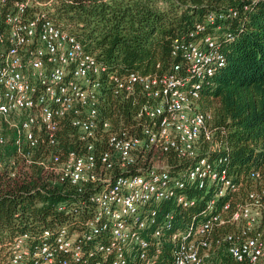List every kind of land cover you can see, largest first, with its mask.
<instances>
[{
	"label": "built area",
	"instance_id": "1",
	"mask_svg": "<svg viewBox=\"0 0 264 264\" xmlns=\"http://www.w3.org/2000/svg\"><path fill=\"white\" fill-rule=\"evenodd\" d=\"M224 1L246 11L254 0ZM5 5L0 0V146L12 139L11 176L36 168L51 186L85 193L93 211L79 234L62 230L54 247L41 245L35 264H53L56 251L78 261L82 242L105 232L109 243L95 248L108 264H218L223 255L264 264V162L236 175L199 106L225 66L216 33L237 9L208 12L187 40L175 41L180 63L142 76L108 71L45 4ZM115 101L135 109L129 121L107 116ZM169 204L198 211L175 226ZM27 238L12 240L10 264L28 256ZM162 242L170 244L165 258Z\"/></svg>",
	"mask_w": 264,
	"mask_h": 264
},
{
	"label": "trees",
	"instance_id": "2",
	"mask_svg": "<svg viewBox=\"0 0 264 264\" xmlns=\"http://www.w3.org/2000/svg\"><path fill=\"white\" fill-rule=\"evenodd\" d=\"M3 1L11 6L25 0ZM34 2L53 10L52 20L68 29L108 71L142 76H160L180 63L182 58L172 55L175 41L187 40L208 12L223 4L236 8L237 17L216 33L225 66L202 89L199 106L210 114L211 128L216 129L220 140L218 152L227 158L236 175H246L263 164L264 0H254L246 11L238 2L224 0ZM36 9L33 6L29 12ZM114 105V110L107 109L112 120L122 118L127 122L135 112L129 103L115 101ZM67 144L63 142L62 146L66 148ZM14 157L15 148L9 139L0 146V264H10L11 242L22 235L28 237V256L22 264H35L41 245L54 247L62 230L68 235L79 234L93 211L85 193L77 195L74 188L65 185L51 186L36 168L12 177L9 162ZM158 158L165 159L172 170L179 167L173 157ZM165 209L174 210L175 226L198 211L197 206L183 211L170 204ZM108 243L106 232L98 234L82 242L78 261L64 251H56L53 264H108L95 248ZM162 243L161 256L165 258L170 244ZM219 259L218 264H237L225 255Z\"/></svg>",
	"mask_w": 264,
	"mask_h": 264
}]
</instances>
